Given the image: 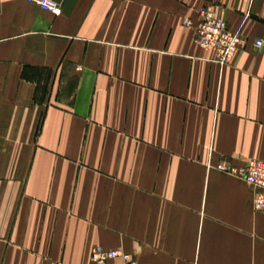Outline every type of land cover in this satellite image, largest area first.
Wrapping results in <instances>:
<instances>
[{
  "label": "crops",
  "instance_id": "obj_1",
  "mask_svg": "<svg viewBox=\"0 0 264 264\" xmlns=\"http://www.w3.org/2000/svg\"><path fill=\"white\" fill-rule=\"evenodd\" d=\"M52 1L0 0V264H264L214 170L264 157V0ZM205 6L242 39L225 65L184 25Z\"/></svg>",
  "mask_w": 264,
  "mask_h": 264
},
{
  "label": "built area",
  "instance_id": "obj_2",
  "mask_svg": "<svg viewBox=\"0 0 264 264\" xmlns=\"http://www.w3.org/2000/svg\"><path fill=\"white\" fill-rule=\"evenodd\" d=\"M42 10L61 14L60 6L52 0H29ZM184 25L195 30L194 43L202 49L215 52L216 60L221 65L231 61L237 52L242 39L237 32L232 31L229 23L218 15L210 6L203 7L198 14V20H185ZM263 41L257 40L255 46L262 47ZM214 170L232 175L250 186L252 192L251 205L257 212H264V157L260 160H247L236 163L231 158L223 157ZM92 264H137L134 256L123 249H107L101 245L91 252Z\"/></svg>",
  "mask_w": 264,
  "mask_h": 264
},
{
  "label": "rangeland",
  "instance_id": "obj_3",
  "mask_svg": "<svg viewBox=\"0 0 264 264\" xmlns=\"http://www.w3.org/2000/svg\"><path fill=\"white\" fill-rule=\"evenodd\" d=\"M29 1V0H28ZM33 3V2H32ZM35 4V3H34ZM38 6V5H37Z\"/></svg>",
  "mask_w": 264,
  "mask_h": 264
}]
</instances>
